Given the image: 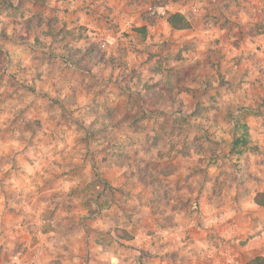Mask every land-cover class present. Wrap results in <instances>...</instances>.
<instances>
[{"label": "rangeland", "instance_id": "obj_1", "mask_svg": "<svg viewBox=\"0 0 264 264\" xmlns=\"http://www.w3.org/2000/svg\"><path fill=\"white\" fill-rule=\"evenodd\" d=\"M198 2L177 30L158 0H0V264L163 259L174 194L201 213L189 264L264 257V19Z\"/></svg>", "mask_w": 264, "mask_h": 264}, {"label": "crops", "instance_id": "obj_2", "mask_svg": "<svg viewBox=\"0 0 264 264\" xmlns=\"http://www.w3.org/2000/svg\"><path fill=\"white\" fill-rule=\"evenodd\" d=\"M194 193L191 196L192 200L194 201L198 195L197 199L201 205V193H199L198 189ZM156 199L158 204L161 200H164L163 205L159 208H165L171 213V217L168 220L166 219V224L158 229V232L161 234L159 236V245H163L161 251H169V254L163 257V259L157 257L148 260V262L150 264H175L178 261L181 264H189L198 263V260L201 261V213L196 218H192L191 216L186 217L187 214L180 211V206L183 203L175 194L173 196L166 195L165 199L162 198V195H157ZM1 207H4V205H1ZM179 219L182 221L178 222ZM19 226L22 227V225ZM43 243L38 241L37 244L43 245Z\"/></svg>", "mask_w": 264, "mask_h": 264}, {"label": "clouds", "instance_id": "obj_3", "mask_svg": "<svg viewBox=\"0 0 264 264\" xmlns=\"http://www.w3.org/2000/svg\"><path fill=\"white\" fill-rule=\"evenodd\" d=\"M111 6V4L109 5ZM203 4L199 3L198 0H189L188 6L184 11L189 15L191 20H198L203 12ZM172 5L170 3H165L164 0H158L155 6L151 4L148 5L149 13L154 16L157 20L161 17H165L170 14V9ZM235 8V6H234ZM117 13L113 12L112 16H116ZM232 19L237 21L241 26H250L252 23L256 22L257 19H264V0H241L239 8L235 9V15ZM119 39V36L117 37ZM231 215V213H229ZM226 217L221 216V222L224 221ZM216 221H210L209 224H215ZM208 227V225H205Z\"/></svg>", "mask_w": 264, "mask_h": 264}, {"label": "trees", "instance_id": "obj_4", "mask_svg": "<svg viewBox=\"0 0 264 264\" xmlns=\"http://www.w3.org/2000/svg\"><path fill=\"white\" fill-rule=\"evenodd\" d=\"M167 21L173 29H177V30L188 29V28H191L192 26V23L189 20V18L186 17L181 12H174V13L169 14ZM144 27L145 26L141 28H137V29H140V31H142V33L145 34ZM255 202L260 205L264 204V193H258L255 198ZM117 233L120 237H122L121 236L122 230H117ZM247 264H264V257L256 256L255 258L251 259Z\"/></svg>", "mask_w": 264, "mask_h": 264}, {"label": "built area", "instance_id": "obj_5", "mask_svg": "<svg viewBox=\"0 0 264 264\" xmlns=\"http://www.w3.org/2000/svg\"><path fill=\"white\" fill-rule=\"evenodd\" d=\"M171 10V9H170ZM173 13V12H172ZM171 14V13H170ZM121 264H137L136 262H121Z\"/></svg>", "mask_w": 264, "mask_h": 264}]
</instances>
